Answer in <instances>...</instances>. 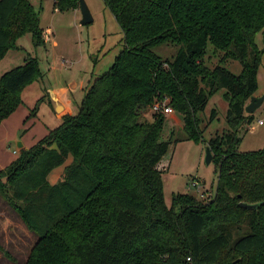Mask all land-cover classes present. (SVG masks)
<instances>
[{"label":"trees","instance_id":"obj_1","mask_svg":"<svg viewBox=\"0 0 264 264\" xmlns=\"http://www.w3.org/2000/svg\"><path fill=\"white\" fill-rule=\"evenodd\" d=\"M101 1L123 50L76 115L65 110L59 126L0 170V197L37 237L25 264H264V149L239 151L254 119L244 109L258 89L264 0ZM53 9L75 11L79 0H53ZM43 33L29 0H0V61L24 35L44 45ZM162 45L176 54L159 56L153 50ZM208 45L223 53L220 64L237 61L240 73L206 67ZM41 78L32 57L0 76V124ZM220 90L228 129L206 144L215 194L203 201L178 193L168 208L161 161L171 144L205 142L198 115ZM157 103L181 116V138L161 141L167 120L151 111ZM57 168L60 181L51 185Z\"/></svg>","mask_w":264,"mask_h":264},{"label":"rangeland","instance_id":"obj_2","mask_svg":"<svg viewBox=\"0 0 264 264\" xmlns=\"http://www.w3.org/2000/svg\"><path fill=\"white\" fill-rule=\"evenodd\" d=\"M29 1L39 15L40 27L44 33H48L45 44L35 46L30 34L21 37L17 41L19 50L9 51L0 61V76L32 57L37 59L42 78L24 89L20 107L0 124L1 162L16 157L13 152L18 151L19 142L30 147L62 123L52 108L50 95L66 103L68 114L76 115L87 89L96 78L109 70L124 48L121 29L101 0H84L93 19L88 25L81 24L80 10L77 15L72 11L60 13L53 10L51 0ZM255 43L261 53L257 73L258 94L264 92V30L256 36ZM153 51L163 58H170L176 54L177 47L162 45ZM222 56L223 53H215L213 47L208 45L203 64L210 69L220 65L233 75H238L240 64L237 61L220 64ZM223 94L224 91L220 90L212 96L205 110L198 115L205 142L171 144L161 161L166 167L162 181L164 201L168 208L171 207L172 196L178 193L203 201L215 194L218 176L214 163L206 165L205 154L207 142L228 129L227 103ZM212 110L217 113L214 121L210 120ZM150 115H147L148 120L151 119ZM252 115V123L241 134L239 151L243 153L264 149V103ZM166 120L161 141H168L172 133V139L181 138V116L173 112L166 116ZM60 170L63 171L57 168L52 172L58 176L56 183L60 181ZM194 182L198 183L195 187L192 186ZM36 241L37 237L27 230L17 213L0 197V247L12 259H7L0 251V264H25Z\"/></svg>","mask_w":264,"mask_h":264},{"label":"water","instance_id":"obj_3","mask_svg":"<svg viewBox=\"0 0 264 264\" xmlns=\"http://www.w3.org/2000/svg\"><path fill=\"white\" fill-rule=\"evenodd\" d=\"M79 10L81 12L82 15V19H81V24L82 25H88L90 23L93 22V19L91 17V14L88 10V7L86 6L84 0H79ZM50 100H51V105L52 108L55 112L56 115L61 114L65 108L63 106V104L61 103V101L55 96V95H50ZM264 103V94H262L259 97H251L249 100V103L247 104V106L244 109V112L248 115H252L256 110H258ZM22 144L19 142L18 143V147H21ZM212 154L211 151L209 149V147L207 146L206 148V154H205V163L206 165H209L212 162ZM239 206L241 208H245V209H255L257 207V205H247L245 203H240Z\"/></svg>","mask_w":264,"mask_h":264},{"label":"crops","instance_id":"obj_4","mask_svg":"<svg viewBox=\"0 0 264 264\" xmlns=\"http://www.w3.org/2000/svg\"><path fill=\"white\" fill-rule=\"evenodd\" d=\"M52 1V7H53V0H51ZM54 10V9H53ZM78 11H79V9H77V10H75V11H72L73 12V14H75V15H77V13H78ZM56 12V11H55ZM42 28V27H41ZM43 29V28H42ZM44 34H46V33H44ZM264 92H261V93H258V94H256L257 96H261L262 94H263ZM255 95V96H256ZM61 101V100H60ZM62 104H63V106H64V108H65V110H67V112H68V109H67V105H66V103H64V102H61ZM20 107V106H19ZM69 113V112H68ZM173 114V113H172ZM172 114H169V115H172ZM60 115V114H59ZM59 115H56L57 117H59ZM167 116V115H166ZM11 117V116H10ZM176 119V118H175ZM174 119V121H179L178 119H176L175 120ZM47 134V133H46ZM6 140H8V139H6ZM22 144V146L21 147H18L17 149H18V151H14L13 153L16 155V157L14 158V159H12V160H10V161H6L7 160V158L5 159V161L3 160L2 162H1V157H3V156H1L0 155V170H2V169H4L6 166H8L12 161H14L16 158H17V156L20 154V152H21V150H26V149H28L29 147V145H27L26 143H21ZM31 147V146H30ZM7 162V163H6ZM2 164H6V165H2ZM62 169V168H61ZM62 170H60V172H61ZM53 172V171H52ZM51 172V173H52ZM59 172V173H60ZM49 174V176H48V182L51 184V185H55L56 184V180L58 179V176H56V175H54L53 173L52 174ZM62 173V172H61Z\"/></svg>","mask_w":264,"mask_h":264},{"label":"built area","instance_id":"obj_5","mask_svg":"<svg viewBox=\"0 0 264 264\" xmlns=\"http://www.w3.org/2000/svg\"><path fill=\"white\" fill-rule=\"evenodd\" d=\"M48 35V33H46L45 34V36H47ZM151 111L153 112V113H157V112H161V113H163L164 115H169V114H172L173 113V111H172V109L171 108H169V107H166L165 105H163V104H155L153 107H152V109H151ZM259 124H261V122H259ZM197 182H194L193 183V187H195V186H197ZM188 261L190 262L191 260L188 258Z\"/></svg>","mask_w":264,"mask_h":264}]
</instances>
